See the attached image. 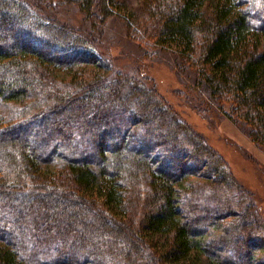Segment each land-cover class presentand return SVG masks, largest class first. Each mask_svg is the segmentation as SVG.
I'll list each match as a JSON object with an SVG mask.
<instances>
[{
    "label": "trees",
    "instance_id": "16d2710c",
    "mask_svg": "<svg viewBox=\"0 0 264 264\" xmlns=\"http://www.w3.org/2000/svg\"><path fill=\"white\" fill-rule=\"evenodd\" d=\"M41 1L120 20L264 147V0ZM253 196L153 83L0 0V264H261Z\"/></svg>",
    "mask_w": 264,
    "mask_h": 264
},
{
    "label": "rangeland",
    "instance_id": "374dc122",
    "mask_svg": "<svg viewBox=\"0 0 264 264\" xmlns=\"http://www.w3.org/2000/svg\"><path fill=\"white\" fill-rule=\"evenodd\" d=\"M24 1L39 12L54 14L59 21L87 36L117 69L153 83L180 116L224 157L236 181L253 193L257 210L264 217V147L253 142L246 125L234 121L228 106L220 108L210 99L189 69L177 71L170 55L147 56L143 46L128 38L118 19H110L102 31H98L90 27L87 17L78 8L52 6L41 0ZM138 1L123 0L124 11L137 7ZM200 180L206 182L207 178ZM255 254V262L264 264V250L256 249Z\"/></svg>",
    "mask_w": 264,
    "mask_h": 264
}]
</instances>
